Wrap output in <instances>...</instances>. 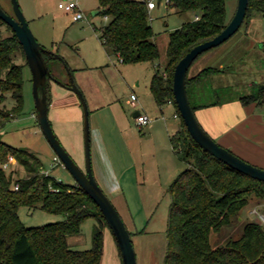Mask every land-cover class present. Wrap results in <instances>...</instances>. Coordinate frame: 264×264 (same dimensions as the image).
<instances>
[{
	"label": "rangeland",
	"instance_id": "rangeland-1",
	"mask_svg": "<svg viewBox=\"0 0 264 264\" xmlns=\"http://www.w3.org/2000/svg\"><path fill=\"white\" fill-rule=\"evenodd\" d=\"M59 1L61 0H17L36 40L52 52L53 57L48 60L53 77L48 83L51 100L48 119L62 146L83 168V109L77 95L67 88L72 80L82 92L89 110L93 174L96 168V129L103 133L106 139L114 137L113 140L116 138V143L119 141L121 144L120 166L123 172L118 174L119 191L108 194L95 174L94 177L116 207L130 233L136 264H163L167 251L166 229L171 200L169 185L175 176L187 167L186 162L178 160L176 156L175 158L169 154L168 150L169 136L179 128L180 119L173 117L171 107L161 113L152 99L149 82L156 69L154 63H122L117 57L107 55L98 35L99 27L104 25L108 18H104L101 13L93 14V11L99 10L98 0H77L83 13L79 20H73L71 12L58 8ZM152 1L159 2L158 6L149 11V22L155 33L154 39L159 50V69L162 70L167 61L165 49L169 33L185 21L193 19L195 13H175L168 5L166 7L165 0ZM236 3L237 0H226L227 21L233 16ZM0 6L7 14L14 15L10 0H0ZM12 33L6 23L0 20V36L7 37ZM234 37L238 39V44L234 51L228 49L225 55L232 51L230 54L236 56L232 62H227L229 69L224 72L222 83L232 85L238 96L252 92L257 84L264 82V17L252 13L249 22L243 23L230 39ZM206 55L208 52L204 56ZM204 56L194 62L190 73L196 71V65ZM13 60L23 65L22 104L21 109L2 127V140L33 151L42 162L43 172L46 170L59 181L75 184L73 177L61 163L53 164L55 153L37 122L31 72L25 58L18 52ZM99 78L104 79L107 92L116 100L94 110L90 97L92 94L97 96L95 81ZM246 82L252 83V86L244 84ZM132 92L137 96L135 107L130 104ZM5 95L2 105L5 109L13 108L16 102L11 93ZM169 105L172 106L171 103ZM135 110L145 112L152 118L151 129L149 124H136L132 116ZM5 170L6 173L12 174V180L26 175L24 167L14 159ZM254 209L264 215V198L251 197L228 224L218 230H212L211 246L220 247L231 239L239 238L247 222L257 221L264 228V222H260L257 213L252 212ZM17 213L19 220L27 227L63 218L61 214L50 213L41 208H29L24 204L19 205ZM94 224L95 220L88 218L81 224L79 234L69 235L67 240L70 247L80 250L90 248ZM100 264H122L116 242L107 227L103 230Z\"/></svg>",
	"mask_w": 264,
	"mask_h": 264
},
{
	"label": "trees",
	"instance_id": "trees-1",
	"mask_svg": "<svg viewBox=\"0 0 264 264\" xmlns=\"http://www.w3.org/2000/svg\"><path fill=\"white\" fill-rule=\"evenodd\" d=\"M165 1L175 13L191 11L195 16L169 33L167 61L160 70L159 50L146 1L98 0L99 13L108 18L99 27L98 35L106 53L116 55L122 63H154L156 69L149 82L153 101L160 108L171 103L180 119L179 128L169 142L177 159L186 162L187 167L169 185L171 200L163 264H264V228L257 221L247 222L242 235L223 246L213 248L210 244L212 230L228 224L251 197L264 198V182L230 168L203 150L187 131L172 91L176 63L193 46L217 35L228 22L226 0ZM254 12L264 17V0H248L243 23L247 24ZM222 44L201 53L187 71L186 91L193 111L234 98L243 105L256 102L264 108V82L252 92L238 96L232 85L222 83V74L229 69L228 61L233 60L230 54L233 50L220 59L221 67L218 62L190 73L198 58ZM18 52L24 56L14 33L0 36V264H100L103 230L109 227L95 202L76 183L45 174L40 158L33 151L2 140V127L22 104L23 65L13 60ZM43 55L47 63L53 57L50 53ZM6 93H11L16 102L11 109L2 105ZM47 101L49 106L48 89ZM9 156L24 167V177L12 180V174L6 173L2 165ZM14 184L18 185L17 190ZM20 204L61 214L63 218L27 227L18 218ZM88 218L95 220L91 247L71 248L67 237L79 234L81 224Z\"/></svg>",
	"mask_w": 264,
	"mask_h": 264
},
{
	"label": "water",
	"instance_id": "water-1",
	"mask_svg": "<svg viewBox=\"0 0 264 264\" xmlns=\"http://www.w3.org/2000/svg\"><path fill=\"white\" fill-rule=\"evenodd\" d=\"M14 15L7 14L0 6V20L8 25L21 45L25 61L30 69L32 78V92L35 104L37 122L43 135L59 158L62 166L68 170L75 183L95 202L101 211L116 242L122 264H136L135 252L132 246L130 233L127 230L116 207L104 193L96 181L90 155V129L89 110L87 103L79 88L72 82L67 88L72 90L78 97L83 109V152L84 167H80L56 137L48 119L47 89L52 73L44 58V53L52 52L46 50L36 40L28 22L22 14L17 0H10ZM248 0H237L233 16L225 27L213 38L193 46L176 63L172 76L173 97L179 114L192 139L206 152L219 161L225 163L251 178L264 182V168L251 164L230 150L216 142L200 125L193 111L186 91V75L192 62L203 52L222 44L229 39L240 28L244 21ZM101 10L93 11V14ZM138 110L132 115L137 116Z\"/></svg>",
	"mask_w": 264,
	"mask_h": 264
},
{
	"label": "crops",
	"instance_id": "crops-1",
	"mask_svg": "<svg viewBox=\"0 0 264 264\" xmlns=\"http://www.w3.org/2000/svg\"><path fill=\"white\" fill-rule=\"evenodd\" d=\"M158 5L159 2L155 3V6L148 10L150 11ZM237 40L238 39L234 37L233 39H230L226 43L219 46L218 49L216 48L217 50L215 49L210 52L208 51V55L206 56H204L205 54L202 55L204 57L202 61H200V63L196 65V71L203 67L218 63L220 59L226 56L225 54L228 49H232L234 51V48L238 44V42L236 44ZM108 56L117 57L116 55ZM231 56L232 59H234L236 55ZM222 65L223 62H219V66L221 67ZM223 76L224 73L222 74V78ZM95 82L97 96L92 94V96L90 97V101L92 108L94 110H97L101 108L104 104L113 103L116 99H114L112 95L107 92L104 79L99 78L96 79ZM244 84H247L250 87L252 86V83L250 82H246ZM136 105L137 102L135 106ZM168 107H171L173 109V117L177 118L178 115L173 105L171 106L169 104H166L161 108L157 106L161 113H163L164 109ZM263 109L264 108L257 105L256 102H250L248 104L243 105L238 99L234 98L220 105L196 109L195 115L203 129H205V131L209 133V135L213 139L218 141L220 145L230 150L237 156L241 157L245 161H248L251 164H254L261 168H264V114L262 112ZM133 117L135 120L136 116ZM149 125V128L151 129L153 125H151V123ZM95 136V177L101 183V185L107 191L108 194L117 193L120 189V180L118 174H122L123 172V169L120 166L121 154L119 150H121V144L119 143V141L118 143H116L117 139L115 138L113 140L114 137H108L106 139L104 134L100 133L98 129H96ZM117 145L118 148L120 147L119 149L117 148ZM168 150L169 154H172L175 157V154L170 144ZM9 164L10 163H8V165Z\"/></svg>",
	"mask_w": 264,
	"mask_h": 264
},
{
	"label": "built area",
	"instance_id": "built-area-1",
	"mask_svg": "<svg viewBox=\"0 0 264 264\" xmlns=\"http://www.w3.org/2000/svg\"><path fill=\"white\" fill-rule=\"evenodd\" d=\"M146 4H147L148 9H151L155 6V3L152 0H147ZM57 6H58V8L66 11V12H71L73 20H79L83 17V13L79 9L77 0H61V1H59ZM104 18H107V16H104ZM136 98L137 97L134 93L130 94L132 106H135ZM262 112L264 114V109ZM151 121H152V118L145 112L140 111L139 114L135 117V122L138 126L150 124ZM11 161H13V157L9 156L8 161L6 163H3V165H2L3 168L6 169L8 167V163H10ZM53 162H54L53 164L61 163L59 158L56 155L53 156ZM61 165H62V163H61ZM44 173L48 174V172L46 170ZM13 188L15 190H17L18 185L14 184ZM252 212L257 213V217H258L260 222H264V215L262 213H258L255 209L252 210Z\"/></svg>",
	"mask_w": 264,
	"mask_h": 264
}]
</instances>
